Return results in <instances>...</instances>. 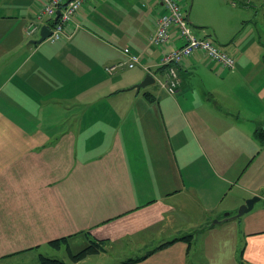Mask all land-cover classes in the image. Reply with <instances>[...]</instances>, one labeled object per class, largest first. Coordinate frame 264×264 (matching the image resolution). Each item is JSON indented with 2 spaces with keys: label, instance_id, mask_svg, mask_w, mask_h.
Returning a JSON list of instances; mask_svg holds the SVG:
<instances>
[{
  "label": "crops",
  "instance_id": "crops-1",
  "mask_svg": "<svg viewBox=\"0 0 264 264\" xmlns=\"http://www.w3.org/2000/svg\"><path fill=\"white\" fill-rule=\"evenodd\" d=\"M47 1L0 0V261L47 245L71 264H264V39L250 18L198 23L192 0L194 34L235 64L195 52L171 94L158 79L180 41L149 42L160 0H91L67 36L30 43ZM129 54L141 62L129 67ZM147 73L156 82L137 90ZM92 239L104 250L72 260Z\"/></svg>",
  "mask_w": 264,
  "mask_h": 264
},
{
  "label": "built area",
  "instance_id": "built-area-1",
  "mask_svg": "<svg viewBox=\"0 0 264 264\" xmlns=\"http://www.w3.org/2000/svg\"><path fill=\"white\" fill-rule=\"evenodd\" d=\"M91 0H48L38 10L34 20L27 27V34L38 33L42 25L51 29V34L46 38L52 42L58 41L68 35L66 29L79 9ZM164 12L159 15L156 21L155 31L149 37V42L159 47H166L171 42L173 31L177 35L180 44L174 49L165 52L162 56V64L166 68L163 78L158 83L168 93L174 94L180 85L179 65L186 57L195 52H203L209 58L231 67L235 64L233 55L225 51L219 43L210 37H199L192 31L187 13L179 0H160ZM60 15L58 16V12ZM141 62L140 55L129 54L127 65L134 67ZM116 66L108 70L113 71Z\"/></svg>",
  "mask_w": 264,
  "mask_h": 264
},
{
  "label": "rangeland",
  "instance_id": "rangeland-1",
  "mask_svg": "<svg viewBox=\"0 0 264 264\" xmlns=\"http://www.w3.org/2000/svg\"><path fill=\"white\" fill-rule=\"evenodd\" d=\"M181 4L184 7L186 13L189 12L191 8L192 0H180ZM196 6L194 7V11L198 13H203V21L198 23L210 24L212 26H216L219 23H225L227 26L223 28L220 27L221 30H227L228 27H240L242 24V19L245 17L250 18V24L253 27V31L258 34H261V37L264 39V0H253L251 1L248 7L250 10L247 12H243V10H237L240 7V4L243 0H195ZM246 1V0H244ZM262 3H259V2ZM256 2V3H255ZM254 5H256L254 7ZM233 7V8H232ZM192 30L194 33L201 32L200 28L195 27L192 23ZM232 26V27H231ZM208 28V27H207ZM244 32V31H243ZM226 46V45H225ZM224 46V47H225ZM207 57V56H206ZM209 60L211 58L207 57ZM215 62V61H213ZM237 213V212H236ZM235 214V213H234ZM40 253L52 257V258H67L69 264H71V260L69 258V254L66 248L61 251L54 250L47 245L42 246L40 249H37L28 254L19 255L17 257L5 259L0 261V264H41L39 260ZM103 258V264H118L119 261H115L110 256H101V257H93V263H97Z\"/></svg>",
  "mask_w": 264,
  "mask_h": 264
},
{
  "label": "trees",
  "instance_id": "trees-1",
  "mask_svg": "<svg viewBox=\"0 0 264 264\" xmlns=\"http://www.w3.org/2000/svg\"><path fill=\"white\" fill-rule=\"evenodd\" d=\"M259 135L264 136V130L263 131L259 130ZM67 239H68L67 236L57 238V239H53L50 241V245H52L56 248H59L62 244H68ZM103 250H104V241L92 239V240H90L89 244L87 246H85L84 248H82L81 250H79L77 252H72L71 250H69V253H70L72 260L79 261V260L85 258L86 256L90 255V254L99 253ZM140 259L141 258L129 259V260H127L121 264L132 263V262L138 261ZM39 260H40L41 264H67V262H65L62 259L48 257V256H45L43 254H41L39 256Z\"/></svg>",
  "mask_w": 264,
  "mask_h": 264
},
{
  "label": "water",
  "instance_id": "water-1",
  "mask_svg": "<svg viewBox=\"0 0 264 264\" xmlns=\"http://www.w3.org/2000/svg\"><path fill=\"white\" fill-rule=\"evenodd\" d=\"M59 15H60V11L58 12V16L56 17V20L58 19ZM50 34H51V29L47 25H42L41 29L39 31V37L31 39L30 43H35V44L41 43ZM155 82H156L155 76L151 73H147L145 75L144 79L141 82L137 83L134 87H136L137 90H140L141 88L146 87L150 84H154ZM260 199H261L260 195H254V196L246 199L245 202L239 206L237 213L230 215L229 212H226L223 220L238 218V217L246 214L247 212L251 211L254 208V205ZM217 221L219 222L220 220H217Z\"/></svg>",
  "mask_w": 264,
  "mask_h": 264
}]
</instances>
